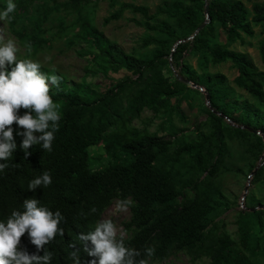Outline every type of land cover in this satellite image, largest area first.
<instances>
[{"label": "trees", "instance_id": "1", "mask_svg": "<svg viewBox=\"0 0 264 264\" xmlns=\"http://www.w3.org/2000/svg\"><path fill=\"white\" fill-rule=\"evenodd\" d=\"M247 1L255 2L252 12L241 0H174L163 9L175 20L174 26L163 20L152 22L156 18L144 6L122 3L105 23L131 10L143 17L148 31L164 36L144 39V47L156 48L150 58L143 59L126 53L98 30L90 17L93 0H68L66 12L74 15L68 28L78 30L77 39L93 49L100 69L105 73L125 70L129 75L107 91L97 92L82 84L69 86L65 76L41 65L45 75L60 77L58 86L49 84L53 102L59 105V131L50 152L33 145L25 158L22 137L16 134L23 129L12 125L17 148L7 161H0L8 164L0 171V221L14 210L23 211L25 199L35 198L38 206L59 211L64 218L59 226L64 235L57 234L45 245L53 254L50 264H75L70 257L77 250L81 264H91L94 258L83 251L79 235L94 230L114 201L127 199L132 204L125 229L131 235L124 244L140 251L138 259H147L148 264L166 261L178 252L193 259L207 257L210 264H259L264 210L239 213L236 240L217 222L232 208L218 184L219 176L228 170L230 143L252 139L255 160L264 155V71L246 53L214 41L226 34L243 43L244 36L255 35V27L264 29V0ZM33 3L18 0L10 24L21 44L36 53L48 44L44 24L51 13L48 3L43 8H34ZM186 52L199 53L214 65L231 62L238 71L233 83L246 96L236 92L221 73L198 74L183 62ZM261 56L264 60V40ZM167 58L210 97L206 121L191 141L180 136L184 131L175 125L174 115L186 120L182 105L193 91L185 82L164 75ZM145 110L163 115L160 130L174 141L132 126ZM26 111L21 108L18 114ZM99 146L105 155L95 157L90 149ZM104 157L107 161L100 165ZM44 171L50 173L52 184L29 191V182ZM249 174L255 182H263L264 166L252 164ZM246 200L251 206L261 204L254 197ZM255 227L262 237L254 234ZM146 247L154 248L150 258L144 253ZM19 250L36 252L27 233Z\"/></svg>", "mask_w": 264, "mask_h": 264}, {"label": "rangeland", "instance_id": "2", "mask_svg": "<svg viewBox=\"0 0 264 264\" xmlns=\"http://www.w3.org/2000/svg\"><path fill=\"white\" fill-rule=\"evenodd\" d=\"M34 2V8H43L48 3L50 17L44 24V38L48 41L47 46L39 51L33 52L21 44L18 37L13 31L10 20L0 21V35L5 37V40L12 39L16 42L18 48L17 59H31L34 62H39L41 65L58 71L66 77L68 85L82 84L85 87L97 92H104L113 87L117 81L123 79L129 73L122 70L120 73L103 72L98 63L94 61L93 49L77 39L78 30L68 28L74 22V15L66 12V3L68 0H29ZM246 7L252 12L254 1L241 0ZM8 0H0V11L5 10ZM18 0H13L17 4ZM174 0H93L90 17L94 25L99 31L123 49L126 53L139 58H150L155 52V45L148 47L143 46V41L148 36L164 38L163 35L157 32H150L144 26V19L139 13H133L131 10H126L119 20H112L105 23V19L120 9L122 3L131 5L144 6L150 10V14L155 16V22L167 21L171 25H175V20L166 12H163L165 4L172 3ZM58 5V7H57ZM57 11H53V9ZM33 10V8L31 9ZM68 13V14H67ZM19 20V18H17ZM26 21L27 19H23ZM18 25L17 27L21 26ZM62 27H67V30L61 32ZM264 40V29L261 26L255 27V35L253 37L244 36V42L234 41L228 38L226 34L218 37L214 41L224 42L230 49L246 53L254 64L264 71V60L261 56V44ZM75 44H72V43ZM168 63L163 67V73L172 81L184 82L185 77L181 75L180 68L171 59L167 58ZM183 62L191 66L198 74L221 73L228 79L231 87L236 92L246 96V93L238 89L233 80L237 77L238 71L231 62L218 65L212 64L210 61L205 62L201 54L186 52ZM192 93L188 96L187 101L182 105V109L186 115V120L183 121L179 116L174 115V123L184 132L181 135L191 141L198 134L197 127L206 121L205 110L209 107L206 92L203 87L191 86ZM164 121L163 115H155L149 110H145L141 118L135 120L133 127L140 131H149L157 133L165 140H172L166 136V132H162L160 127ZM204 128L202 127V130ZM254 140L235 141L230 143V152L227 160L226 172H223L218 179V184L226 196L232 203V208L221 215L217 222L226 231L232 239H238V215L242 211L251 209L252 211L264 210V181L261 183L255 182L253 174H249V169L252 164H256L257 168L264 166V155L259 160H255L256 149L253 146ZM95 157L104 156L105 151L103 146L90 149ZM107 158L104 157L100 165H104ZM255 172V171H254ZM253 172V173H254ZM248 191L246 192V189ZM256 198L261 204L251 206L250 201L246 198ZM119 201H114L111 206L105 211L102 217L103 220L111 219L117 228V238L123 236V239H128L131 232L125 229V224L131 219V208L127 211H120L117 207ZM254 234L262 237L263 234L255 227ZM262 246V245H261ZM259 264H264V250L261 251L258 260ZM211 260L207 257L193 259L186 252H178L171 256L168 260L156 262L155 264H210Z\"/></svg>", "mask_w": 264, "mask_h": 264}, {"label": "clouds", "instance_id": "3", "mask_svg": "<svg viewBox=\"0 0 264 264\" xmlns=\"http://www.w3.org/2000/svg\"><path fill=\"white\" fill-rule=\"evenodd\" d=\"M16 10L13 0H8L5 10L0 11V21L10 20V14ZM18 48L12 39L5 40L0 35V161H7L16 150L12 125L23 129L16 133L22 137L21 148L25 158L29 148L40 145L46 151L52 150L55 133L59 131L61 119L59 105L53 102L50 95L51 85H59L60 77L55 74L45 75L41 64L31 59H17ZM27 110L22 116L20 109ZM39 133L40 135H36ZM8 167L0 163V171ZM52 184L49 172L34 178L28 184L29 191L48 187ZM35 198L23 201V211L14 210L6 221H0V264H50L53 254L45 249V245L53 241L57 234L64 235L60 224L64 219L59 211L53 213L46 207L38 206ZM131 200H122L117 207L127 211ZM93 213L96 212L92 208ZM28 234L35 253L19 250L21 237ZM83 251L93 257L91 264H148L141 257V252L128 248L123 236L117 238V228L111 220H103L96 224L94 230L79 235ZM76 248V245H72ZM78 251L71 253L75 264H81ZM43 252V255L40 253ZM144 253L152 257L154 248L146 247Z\"/></svg>", "mask_w": 264, "mask_h": 264}, {"label": "water", "instance_id": "4", "mask_svg": "<svg viewBox=\"0 0 264 264\" xmlns=\"http://www.w3.org/2000/svg\"><path fill=\"white\" fill-rule=\"evenodd\" d=\"M208 10H209V6L207 5L206 6V13H208ZM202 28V27H201ZM193 38V37H192ZM184 82L188 85V86H194V87H197V85H194L192 84L190 81H187V80H184ZM210 100V97L207 95V101L209 102ZM255 173V172H254ZM253 173V174H254ZM248 191V188L246 189V192Z\"/></svg>", "mask_w": 264, "mask_h": 264}]
</instances>
